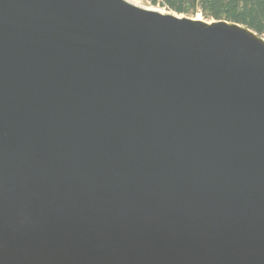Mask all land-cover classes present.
Returning a JSON list of instances; mask_svg holds the SVG:
<instances>
[{
	"label": "water",
	"instance_id": "95a60500",
	"mask_svg": "<svg viewBox=\"0 0 264 264\" xmlns=\"http://www.w3.org/2000/svg\"><path fill=\"white\" fill-rule=\"evenodd\" d=\"M0 264H264V37L0 0Z\"/></svg>",
	"mask_w": 264,
	"mask_h": 264
},
{
	"label": "trees",
	"instance_id": "16d2710c",
	"mask_svg": "<svg viewBox=\"0 0 264 264\" xmlns=\"http://www.w3.org/2000/svg\"><path fill=\"white\" fill-rule=\"evenodd\" d=\"M168 11L206 20H225L245 26L264 37V0H151Z\"/></svg>",
	"mask_w": 264,
	"mask_h": 264
},
{
	"label": "rangeland",
	"instance_id": "374dc122",
	"mask_svg": "<svg viewBox=\"0 0 264 264\" xmlns=\"http://www.w3.org/2000/svg\"><path fill=\"white\" fill-rule=\"evenodd\" d=\"M127 1L130 2V3H132V4L137 5L139 7L148 8V9H155V10H158V11H162L163 13H173V14H176V13H174L172 11H168L167 9H163L160 6H156V5H153V4H148V3H146L145 0H127ZM179 16H187V15L180 14ZM196 16H199L200 19L206 20V19L203 18V16L200 13L196 14ZM189 17H193V16H189ZM208 21H211V20H208Z\"/></svg>",
	"mask_w": 264,
	"mask_h": 264
},
{
	"label": "built area",
	"instance_id": "2783aa9c",
	"mask_svg": "<svg viewBox=\"0 0 264 264\" xmlns=\"http://www.w3.org/2000/svg\"><path fill=\"white\" fill-rule=\"evenodd\" d=\"M146 1V3H148V4H152L151 3V0H145ZM156 6H159L158 4H156ZM163 9H166L165 7H162Z\"/></svg>",
	"mask_w": 264,
	"mask_h": 264
},
{
	"label": "bare ground",
	"instance_id": "6f19581e",
	"mask_svg": "<svg viewBox=\"0 0 264 264\" xmlns=\"http://www.w3.org/2000/svg\"><path fill=\"white\" fill-rule=\"evenodd\" d=\"M162 12V11H161ZM196 19H200V17L199 16H196Z\"/></svg>",
	"mask_w": 264,
	"mask_h": 264
}]
</instances>
